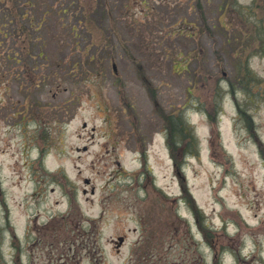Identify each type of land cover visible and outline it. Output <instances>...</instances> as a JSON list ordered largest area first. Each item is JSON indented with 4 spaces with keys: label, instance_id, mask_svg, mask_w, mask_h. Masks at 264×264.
I'll return each instance as SVG.
<instances>
[{
    "label": "rangeland",
    "instance_id": "rangeland-1",
    "mask_svg": "<svg viewBox=\"0 0 264 264\" xmlns=\"http://www.w3.org/2000/svg\"><path fill=\"white\" fill-rule=\"evenodd\" d=\"M140 1L110 0L143 76L106 14L93 38L76 0H33L41 25L22 33L0 2V264H264V86L236 80L246 62L264 85V54L230 51L242 25L223 0ZM174 113L192 137L167 147Z\"/></svg>",
    "mask_w": 264,
    "mask_h": 264
},
{
    "label": "trees",
    "instance_id": "trees-1",
    "mask_svg": "<svg viewBox=\"0 0 264 264\" xmlns=\"http://www.w3.org/2000/svg\"><path fill=\"white\" fill-rule=\"evenodd\" d=\"M7 4V8L11 9V22L13 20L16 21L17 25L20 27V30L22 33L26 32V27L20 25V22H23L25 18V11L22 10L20 14H16L15 10L18 8H21L24 5H32V2H29L28 0H5ZM196 7H199V2L196 1L195 3ZM231 9L227 11V8L230 7ZM264 4H259L258 0H252L251 3L247 5H240L237 3V0H223V7L224 12L226 13L235 11L237 13L236 19L239 20L241 23V29L239 35H228L226 38V42L228 45L231 46V50L233 53L240 52L243 54L246 51H251L252 54H264V6H259ZM11 6V8H9ZM82 15L84 17V21L86 22V29L88 30L90 35H94L95 32L97 35L101 32V30L106 31L105 28V21L101 14H106L107 17V23L109 24V32L110 35H114L120 46L123 48L124 52L126 53L127 57L133 62L134 66L139 70L140 75L143 76V66L138 58L134 56L128 45L125 43L123 38L121 39L119 28L117 26V20L113 15V6L110 3V0H86L82 5ZM10 11V10H9ZM240 12V13H239ZM200 15L203 16V11H200ZM10 16V13H9ZM97 22V23H96ZM231 23H229L230 25ZM234 26L233 24H231ZM101 34V33H100ZM23 36V39L21 40V48H24L25 45H23V42L25 40V36ZM96 36V35H95ZM100 38V37H99ZM109 36L105 37V41L112 44L113 42ZM101 40H103L101 35ZM245 41V42H244ZM109 44V45H110ZM109 48V46H108ZM114 48V45L112 46ZM248 54V53H247ZM235 55V54H234ZM100 60V59H99ZM93 63L95 61H92ZM199 72L202 75V78L206 79L204 77L205 71L203 70L202 63H199ZM237 71L238 76L236 80L238 81V84L240 85L241 89L246 92L248 95H251L253 93L254 87L256 89L260 86L263 87V79L256 77L251 73V71L248 68V65L246 62H241L237 65ZM145 76V74H144ZM146 77V76H145ZM147 78V77H146ZM229 88H233L232 82H228ZM238 109L242 113V107L237 103ZM167 121V123H166ZM165 128L169 130H166L168 133L169 142H175L176 145L178 144H184L185 138H191L192 134V128L189 125V123L185 122L183 120V117L179 114H171L169 116H165ZM191 134V135H190ZM177 137H179V140H176ZM190 152L192 154H197V147L193 146L192 148H189ZM203 235L205 238H207L206 234H208V231L210 235L213 233L210 230L203 231ZM215 251V249H214ZM66 260L68 258H65ZM159 259V258H157ZM213 264H217L215 260H213Z\"/></svg>",
    "mask_w": 264,
    "mask_h": 264
},
{
    "label": "water",
    "instance_id": "water-1",
    "mask_svg": "<svg viewBox=\"0 0 264 264\" xmlns=\"http://www.w3.org/2000/svg\"><path fill=\"white\" fill-rule=\"evenodd\" d=\"M119 240L121 241V240H122V238H119Z\"/></svg>",
    "mask_w": 264,
    "mask_h": 264
}]
</instances>
